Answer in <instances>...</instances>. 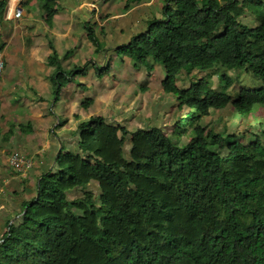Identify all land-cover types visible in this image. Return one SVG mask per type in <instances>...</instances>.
Returning <instances> with one entry per match:
<instances>
[{
  "label": "trees",
  "instance_id": "16d2710c",
  "mask_svg": "<svg viewBox=\"0 0 264 264\" xmlns=\"http://www.w3.org/2000/svg\"><path fill=\"white\" fill-rule=\"evenodd\" d=\"M57 1L38 0L48 24ZM142 1L126 0L124 13ZM159 12L115 54L137 70L162 67L163 93L188 110L173 136L83 120L76 147L63 146L19 221L6 224L0 264H264V130L240 136L201 124L225 109L240 118L264 109V0H165ZM86 30L98 44L91 23ZM51 49L57 102L89 67L99 79L111 69L112 59L65 72ZM244 73L259 86L235 88Z\"/></svg>",
  "mask_w": 264,
  "mask_h": 264
},
{
  "label": "crops",
  "instance_id": "0c3cea01",
  "mask_svg": "<svg viewBox=\"0 0 264 264\" xmlns=\"http://www.w3.org/2000/svg\"><path fill=\"white\" fill-rule=\"evenodd\" d=\"M77 1L80 2L79 5ZM102 1L104 0H58L60 11L53 23L48 24L45 22L41 3L38 0H24L22 4L24 18L20 31L14 32L11 22L7 20L0 24V48L5 51V71L0 79V237L4 234L8 222L13 224L19 221L24 204L36 196L38 181L43 174L54 168L63 146L76 147L75 133L80 122L81 104L86 95H90L89 98L94 100L101 97L105 101L106 97L115 94V91H118L120 96L122 92L126 94L127 91L129 95L133 90L129 89L132 87V76L129 77L131 80L126 79V90L124 88L122 91H114V87L120 85L124 77L118 80L115 78V84L109 86L108 83L105 84L104 79L99 83L94 76L95 72L91 70L85 76L76 77L63 88L58 102L56 101L54 79L57 69L47 60L53 52L51 44L57 51L61 59V68L65 72L84 68L92 61H85L82 58L78 60V56H73L72 52L68 61H64L63 57L68 52L66 50L72 47L81 54L92 53L88 35L83 41L87 50L83 52V33L79 35L76 31L77 27L79 31L83 29L80 21L85 19L84 28L86 29V23H93V30L100 38L97 44L99 56L93 61L105 67L117 47L130 43L132 37L146 29L145 24L149 21V16L153 15L151 8L156 4V0H148V3H144L146 0H143L141 4L133 6L123 15H134L132 22L128 23V27L123 25L124 29L117 30L113 23H110L114 18L111 16L113 10H110L111 7L109 9L106 2L102 5ZM62 4L71 11L70 16L61 14ZM144 5L150 6L149 9L141 16L134 14L137 7ZM84 9H88L90 18L83 17ZM140 20L141 23H138L140 28L135 30L134 23ZM183 78L185 80V75H180L179 81ZM137 81L138 83L142 81V77ZM182 83L185 86L190 85L189 81ZM168 96L173 100L169 106L154 104V115H149L150 118L145 113H137L136 115H145V121L133 123L135 129L138 125L145 126V129L161 128L168 119L166 115L170 114L172 107L178 105L173 95ZM138 106L137 104L134 109L136 112L143 110L142 105L137 108ZM77 108L80 111H77ZM170 118L178 119L175 115H171ZM61 121L67 123L61 126ZM14 152L22 153L34 160V168L28 176L21 177L9 166L8 158Z\"/></svg>",
  "mask_w": 264,
  "mask_h": 264
},
{
  "label": "rangeland",
  "instance_id": "374dc122",
  "mask_svg": "<svg viewBox=\"0 0 264 264\" xmlns=\"http://www.w3.org/2000/svg\"><path fill=\"white\" fill-rule=\"evenodd\" d=\"M81 1V0H80ZM163 1L165 0H156V4L152 9L153 15H150L149 20H152L153 17L158 18L159 15H161V13L159 12V9L163 3ZM219 1V0H218ZM78 2V1H77ZM105 2L107 3L109 9L111 7L110 10H113V22L110 21V23H113L114 28L115 29H124L123 25L125 26H129L130 22H132V18L133 16L131 15H125L124 13V7H125V2L126 0H104L101 2L102 5L105 4ZM144 3H148V0H146ZM80 4V2H78V5ZM92 6V5H91ZM62 12L61 14H65V16H70L71 11L65 7V5L62 4ZM150 6L144 5L141 7H137L134 11V14H140V16L149 9ZM92 8V7H91ZM88 9H84V13L83 17H88L90 18V13L89 11H87ZM124 13V14H123ZM60 14V15H61ZM139 16V17H140ZM247 22L248 20H254L253 17H249L245 19ZM100 22L102 24V20L100 19ZM84 23H85V19H82L80 21V25L83 28L82 30L79 31V28H76V31L79 35H81L82 33V44H83V49L82 51L85 52L87 49L84 47L86 45H84V42L87 39V35L89 34L88 31L84 28ZM129 23V24H128ZM138 23H141V20L139 22H135L134 23V27L135 30H138L140 28V25ZM78 25V26H80ZM146 27L148 25V22H146ZM86 26V24H85ZM92 26H94V24L92 23ZM134 27H132V29L134 30ZM98 32L100 31V28H98L97 30ZM97 35V34H96ZM98 36V35H97ZM98 39L100 40V38L98 37ZM76 45V44H75ZM90 48H91V54L89 52L86 53H80L79 50L74 49L75 47L72 48H68L66 50V54L64 55L63 59L64 61H68L67 59L73 54L78 56L77 59H83L85 61H92L90 62L91 64H95L97 68H103V65H97L93 60L97 59L99 56V52L98 51V46L97 44H95L94 42H90L89 43ZM77 46V45H76ZM71 49H74L73 51H71ZM72 52V54H71ZM52 55V54H51ZM91 55V56H90ZM126 60V59H125ZM124 59H121L120 57H118L115 53L112 56V65H111V69L107 74H103L102 78H97L96 75L95 78L98 79L100 82L102 83V79L106 80L105 84L108 83L109 86H112L113 84H115V78L120 79V78H125L124 81L122 83H119L120 85H117L116 87H114V91L115 90H121L125 88H127V83H126V79H130L129 77L132 76L131 78L133 79L132 81V87L130 86L129 89H133L132 92L128 95V91L126 92V94H123L124 92H122V94H120L118 91H115V94L109 95L106 97V100H102L101 97L98 98V100H95V103L90 106L89 108H82L81 111L77 108V111H80V115H79V120L80 122L78 124H80L83 120H87L90 117L94 116V115H102L103 117L107 118L108 121H116L118 123L124 124V126H126L127 128H131L132 130L136 131L138 128H146L145 126L142 125H138L137 128L135 129V126L133 123H144V117L145 115H147L149 118L151 116L154 115L153 113V106L154 104H159V106L161 104L164 105H168L173 101L172 98L170 96H168L167 94L163 93L161 87H160V81L162 79V81L165 79L166 74L164 72V70L162 69V67L158 64L154 65L153 70L152 71H146L143 69H135L133 63L131 62V60L127 59L125 61ZM110 62V60H109ZM108 62V63H109ZM130 63H132V65H130ZM130 65V66H129ZM94 71L95 69L92 67H89L87 70L86 75L89 73V71ZM142 73V75H141ZM201 73H196L195 76L193 77L194 79L200 78ZM135 75V76H134ZM80 76V75H78ZM140 77H142V81H140L138 83V78L140 79ZM131 80V79H130ZM213 80L214 85L217 87L218 86V79L217 77H214ZM161 81V82H162ZM182 82H186L187 79L184 80V78L181 80ZM195 82V81H194ZM241 84H235V88H237L238 90L241 89L242 87L245 88H255L258 87L259 84L261 82H259L258 80H256L254 77H252L251 75L244 73L242 74V78H241ZM232 89L231 91L235 90ZM84 90V89H83ZM85 91V90H84ZM236 91V90H235ZM134 93V94H133ZM90 95H86V98L82 101V103L84 101H86L87 99H89ZM57 98V97H56ZM122 100V101H120ZM120 101V102H119ZM1 103V101H0ZM119 104V105H118ZM121 104V105H120ZM139 105L137 108L140 107V105H142V109L143 110H138L137 112L134 110L136 108V105ZM230 108V107H229ZM167 111H170V109ZM188 112V110L186 108H179V106L176 104L175 107H172L170 114L166 115V117L168 116V119L166 120V122L163 124V126L161 128H163V130L165 131L166 134H168L169 136H173V130L175 129V126H177V124H179V121L182 119V117L184 115H186V113ZM137 113H145V115H136ZM175 113V114H174ZM90 115V116H89ZM151 115V116H149ZM177 116L178 119L177 120H173V118H170V116ZM62 120V118H61ZM148 120H146L147 123ZM204 123H209L210 127H214L217 129L218 132H222V131H227L230 134H236V135H249V132H256V134H258L259 136H262L263 130H264V109L255 111L253 114L247 116V117H243L240 118V116L238 114H235L232 112V110L230 109H225L223 111L217 112L214 114V116L210 117V119H204L201 121V124L204 125ZM254 126H252V125ZM259 125V126H258ZM78 131V125L76 128V133ZM187 140L191 138L190 137H186ZM249 137L245 138L242 137L241 138V142H243L244 144H248L249 140H247ZM228 142V141H227ZM131 148L130 143H128L126 145V150L129 151Z\"/></svg>",
  "mask_w": 264,
  "mask_h": 264
},
{
  "label": "built area",
  "instance_id": "2783aa9c",
  "mask_svg": "<svg viewBox=\"0 0 264 264\" xmlns=\"http://www.w3.org/2000/svg\"><path fill=\"white\" fill-rule=\"evenodd\" d=\"M24 0H8L4 12L3 20L11 22L14 32L20 31L22 20L24 18L23 4ZM5 71V51H0V79ZM1 106V105H0ZM9 166L21 177L29 175L34 168V160L24 156L22 153L14 152L8 158Z\"/></svg>",
  "mask_w": 264,
  "mask_h": 264
}]
</instances>
